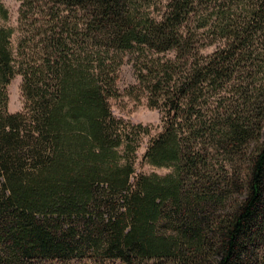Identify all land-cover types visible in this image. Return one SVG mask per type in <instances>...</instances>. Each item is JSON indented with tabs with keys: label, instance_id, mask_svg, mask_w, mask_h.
I'll return each instance as SVG.
<instances>
[{
	"label": "trees",
	"instance_id": "obj_1",
	"mask_svg": "<svg viewBox=\"0 0 264 264\" xmlns=\"http://www.w3.org/2000/svg\"><path fill=\"white\" fill-rule=\"evenodd\" d=\"M159 1L47 0L62 32L83 36L75 52L40 63L18 60L14 29L0 24V264H264V134L252 137L262 129L264 65L244 92H253L244 98L248 114L202 109L206 92L238 78L234 67L264 49V0H231L233 11L217 5L226 43L205 60L188 54L187 25L197 17L209 25L203 0H165L156 13ZM42 7L23 0L21 17ZM0 15L8 16L2 4ZM143 46L176 53L162 76L139 74L165 105L144 158L173 170L134 177L136 146L111 132L117 58L109 55ZM174 64L176 81L162 85ZM17 74L26 105L11 112L7 86Z\"/></svg>",
	"mask_w": 264,
	"mask_h": 264
},
{
	"label": "rangeland",
	"instance_id": "obj_2",
	"mask_svg": "<svg viewBox=\"0 0 264 264\" xmlns=\"http://www.w3.org/2000/svg\"><path fill=\"white\" fill-rule=\"evenodd\" d=\"M46 1L47 0H40V3L44 6L42 9H44L45 12H42L41 8L30 10L29 12L27 11V16L24 18L21 17L22 15L20 13L23 0H0V4H2L8 12L6 19L0 15V24L11 26L14 29L11 44L18 60L26 59L25 61L29 60L32 62L35 58H38L37 62L40 63L48 55L60 56L63 54V50L66 52L67 50H70L69 52H75L78 50L77 43L83 35H78L79 33H76L77 31H73L72 29L68 32H62V22L52 18L48 14L46 15ZM165 3V0L157 2V8L155 7L156 13L159 12V9L164 8ZM203 3L201 10H204V15L208 18L209 25L206 27H199L200 21L202 20H200V17L192 19L187 24L189 30H191L193 34L191 41L192 47L188 52V54L193 55L192 60H201V58L204 60L209 59L208 57H212L214 53L218 49L223 48L224 43H226L224 39H221L220 30L215 27L214 21H216V11L218 10L217 5L222 4L225 5L224 7L226 9H232V11L235 10V7L230 8L234 4L231 0H203ZM49 5H51V3ZM23 9L27 10V7L25 6ZM152 9H154V6L151 7V10ZM35 11L39 12H36L35 14ZM78 27L82 30L83 25L80 23ZM52 29L57 33L53 34ZM260 34H262V37L264 38V32H261ZM61 38L63 40H61ZM63 41L65 42V45H67L65 47L62 46L63 48H61L60 43H63ZM111 50L109 56H112L114 53L117 58H115L117 68L115 74H117V78L112 88L116 91V95L109 98L111 113L116 118L115 122L111 125L113 129L111 132L119 135L123 133L126 134L128 136L126 139L127 142L136 146L134 156L130 153V156L132 155L131 159L134 161V177L141 173L149 174L157 172L159 174H167L173 170V167L152 165L144 158L152 139L163 128L165 105L158 96L161 94V91H157V94L154 90L152 91L153 87L149 82V77L142 79L139 74L141 71L147 74L149 69L152 71L151 73H153L151 76H162V64L170 65L171 61L176 60V53L175 51L156 52L154 49L146 46L135 47L132 50L126 51H116L118 49L114 48H111ZM252 58L253 59L248 61L249 63L241 62L238 66L234 67L235 71H237V73L234 74V77L237 76L238 78L229 83H225L223 87H220L219 85L212 91L206 92V95L202 99L204 101L202 102L203 112H208L212 108L219 107L220 109H223V111L229 110V112L248 114L246 111L249 112L250 105L245 104L244 98H247L253 92L251 91L248 95L244 94V92L248 83H251V85L253 83L252 86H257L261 80L260 78L263 76V74L259 73L257 64L264 65V49L257 48L254 50ZM172 67L177 68L176 71L172 70L173 80L170 81L167 77L163 78L162 85L168 84V82L173 84L176 81V78L178 77L176 74L179 72V67L175 64ZM22 82L23 76L17 74L7 86L8 109L11 112L21 111L26 105V99L22 90ZM257 106H261L260 108H262L261 110L263 112V119L261 123H259V127L262 126V129H258V125H256L252 137L256 136L254 138H262L264 134L263 97H260ZM146 129H149L148 133L145 131ZM252 143L253 140L248 141L244 148L249 150L252 147ZM215 158L218 159L220 157L218 154H215ZM50 264L123 263L116 259L107 261L77 259L72 261H54Z\"/></svg>",
	"mask_w": 264,
	"mask_h": 264
}]
</instances>
